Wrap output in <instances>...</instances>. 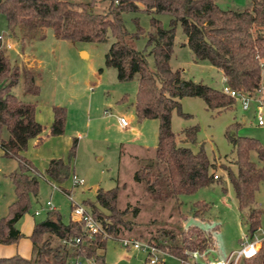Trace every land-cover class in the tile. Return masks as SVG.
Instances as JSON below:
<instances>
[{
	"label": "trees",
	"instance_id": "obj_1",
	"mask_svg": "<svg viewBox=\"0 0 264 264\" xmlns=\"http://www.w3.org/2000/svg\"><path fill=\"white\" fill-rule=\"evenodd\" d=\"M139 9L170 15L166 28L157 18L150 17L151 28L146 35L145 48L141 50L133 47L132 41L142 29L137 27L136 32L129 33L121 19L122 12ZM0 13L12 34L18 28L23 36L33 37L37 28L50 27L59 39L86 42L112 39L104 54V64L115 68L119 81L137 76L133 99L135 116L139 120H157L154 150L145 162L137 165L132 175L135 181L144 184L152 197L171 200L177 205L180 194L191 193L220 179L215 173V163L207 157L202 145L192 150L176 143V135L170 127L171 113L176 110L182 116L187 115L180 110L179 99L183 96H199L208 109L216 111L231 107L235 99L221 89L184 78L179 69L170 67L174 29L176 24L180 25L185 44L195 60L207 61L219 69L223 82L231 88L253 94L260 86L264 68V0H249L242 8H223L217 0H0ZM1 46L0 42V149L3 156L17 161L16 169L8 174L14 199L8 204L7 215L0 217V243L10 244L23 236L16 222L29 209L30 195H35L38 188L34 167L22 151L30 138L39 136L43 126L34 116L36 103L20 99L11 91L21 78L23 93L37 96L36 75L30 69L10 63ZM149 54L153 58L152 67L146 59ZM52 114L49 132L57 135L63 132L64 106L53 105ZM196 131V124L181 129L184 139L190 143L196 142ZM225 134L232 146V156H224L232 165L224 167L225 174L247 225V235L252 236L259 226L254 192L264 179V148L256 138L234 135L230 126ZM74 146L75 140L69 157ZM252 150L263 165L250 160ZM45 173L52 180L62 182L69 175V161L51 158ZM117 197L118 186L115 185L109 189L98 187L94 200H82L83 207L108 235L115 236L114 239L122 236L124 229H131L129 222L120 218ZM206 208V203L196 201L191 213L202 218ZM164 234L171 241L166 245L169 254L176 257L179 264H203L194 260V256L208 253L215 245L211 233L195 225L180 228L179 243L174 242L173 233ZM27 237L31 255L0 256V264H67L70 258L79 256L89 258L93 264H106L102 251L106 237L100 233L89 237L83 231L82 221L71 217L63 221L55 208L46 211L43 219L33 222ZM76 237L80 238L79 242L74 241ZM148 241L157 244L152 237ZM263 253L264 240L256 254L240 264H263Z\"/></svg>",
	"mask_w": 264,
	"mask_h": 264
},
{
	"label": "rangeland",
	"instance_id": "obj_2",
	"mask_svg": "<svg viewBox=\"0 0 264 264\" xmlns=\"http://www.w3.org/2000/svg\"><path fill=\"white\" fill-rule=\"evenodd\" d=\"M217 3L223 8H242L248 5L249 0H217ZM152 16L160 21L161 26H169L168 13L139 9L121 14L127 32H136L137 27L142 29L132 41L136 49L145 48ZM0 33L10 43L9 48L1 46L10 63L19 68L30 69L36 75L39 85L37 96L23 93L21 78L11 88L20 99L36 103L34 116L43 126L40 139L37 136L30 138L23 152L34 167L33 175L38 180V188L35 195H30L29 209L16 222L22 233L30 232L33 221L45 217L47 200L51 201L63 221L69 218V214L72 215L71 201L62 189L71 193L75 202L82 204V200H94L96 188L109 189L117 185V211L122 220L129 222L131 229H124L122 236L117 239L112 235L106 237L102 250L106 264H144L147 256L144 249L133 248L131 245L127 247L120 240L122 237H138L139 233L141 237L137 239L150 244L153 253L161 259L157 264H179L178 259L169 254L166 245L171 241L164 232L173 233L175 243L180 242V228L189 225L210 232L214 248L208 253H196L194 256V260L203 263L205 259H224L230 251L239 248L249 238L247 225L237 208L224 170L225 166H232L229 158H224L225 155L232 156V146L225 129L230 126L234 135L256 138L264 148V68L261 73V88L251 94L247 108H242L239 99H235L231 107L219 111L208 109L199 96H183L179 99L180 110L187 115L182 116L176 110L171 113L170 127L176 135V143L189 146L192 150L202 145L207 157L215 163V173L220 175V179L200 186L191 193L180 194L176 205L171 200L152 197L144 184L132 177L137 165L145 162L154 150L157 143V120H139L135 116L133 99L137 76L119 81L115 68L104 64V54L111 38L103 42L59 39L53 35L50 27L37 28L33 37L23 36L18 28L12 34L2 13ZM40 33L42 36L38 37ZM146 59L152 67V56L149 54ZM169 65L173 69H179L182 77L195 82L218 89L224 84L219 69L207 61L193 58L179 24L174 29ZM257 100L262 103V125L256 122ZM53 105L65 108L63 132L57 135L49 132ZM119 116L128 121L127 126L121 125ZM194 124L197 126L196 142L190 143L184 139L181 129ZM73 140L75 146L69 157ZM1 154L0 150V217L7 215L8 204L14 199L8 174L17 167L14 158ZM249 156L258 166L263 165L255 151H250ZM51 158H61L66 163L69 161V175L62 182L52 180L45 173ZM72 174L82 178L83 184L72 186ZM196 201L207 204L202 218L191 213ZM254 205L258 208L259 226L252 238L264 234V179L254 192ZM36 209L40 213L34 215ZM151 237L157 244L148 241ZM67 264H91V260L79 256L70 258Z\"/></svg>",
	"mask_w": 264,
	"mask_h": 264
},
{
	"label": "built area",
	"instance_id": "obj_3",
	"mask_svg": "<svg viewBox=\"0 0 264 264\" xmlns=\"http://www.w3.org/2000/svg\"><path fill=\"white\" fill-rule=\"evenodd\" d=\"M0 42L4 48L10 47V43L8 42V40H5L3 38V35L1 33H0ZM260 88H261V85L259 86V88L256 91L260 90ZM220 89L225 94L231 96L232 98L239 99L241 101L242 108H247L248 100L251 99V97H250L251 94H246L244 92H240L238 90H235V89L231 88L230 86H228L226 83H224ZM256 102H257L256 111H255L256 122L258 125H262L263 124V118H262V113H261V104L262 103L260 100H257ZM118 119H119V122L121 123V125H123V126L128 125V121L124 117L119 116ZM213 177L216 178L217 175L214 174ZM83 182L84 181L82 178H78L74 174L71 175L72 186L82 185ZM51 186L54 187L52 183H51ZM62 191H64V193L67 195V197L71 201L72 218L82 221L83 231L89 237L92 238L97 233H100L102 235V237H108L109 236L101 228L99 222H97V220H95V218L92 216V214L88 210H86L82 206V204L77 203L73 200L71 193L66 192V189L65 190L62 189ZM45 206H46L47 211L54 209V206L52 205L50 200H47L45 202ZM39 212L40 211L38 209H36V210H34L33 213H34V215H37V214H39ZM120 240H121L122 244L127 246V247L131 245L133 248H143L144 251L146 252V255H147L145 257V264H157L161 260V259H159V257L156 254L153 253V247L150 246V244H148V243H144L142 241H139L138 239H134L131 237H122V238H120ZM263 240H264V234L261 237H254V238L249 236V238L247 240H245L239 248L230 251L224 259L207 260L203 264H240L243 259L250 258L256 254V252L258 251V249L261 245V242ZM74 241L79 242L80 238L76 237L74 239ZM91 264H93L92 261H91Z\"/></svg>",
	"mask_w": 264,
	"mask_h": 264
},
{
	"label": "crops",
	"instance_id": "obj_4",
	"mask_svg": "<svg viewBox=\"0 0 264 264\" xmlns=\"http://www.w3.org/2000/svg\"><path fill=\"white\" fill-rule=\"evenodd\" d=\"M222 78H223V75H222ZM37 138L40 139L39 136H37ZM23 152H24V150L22 151V153ZM1 153H2V150H1ZM1 155L3 156V154H1ZM23 155H24V153H23ZM24 156H26V155H24ZM69 217L72 218V215L69 214ZM23 232H24L23 236L15 243H10V244L0 243V256H9V255H12L15 253H18L19 255H21L23 257H29L31 255V243H30L29 238L27 237V235L29 234V233L27 234V232H29V231H23Z\"/></svg>",
	"mask_w": 264,
	"mask_h": 264
}]
</instances>
